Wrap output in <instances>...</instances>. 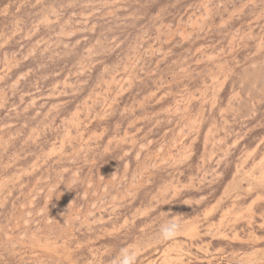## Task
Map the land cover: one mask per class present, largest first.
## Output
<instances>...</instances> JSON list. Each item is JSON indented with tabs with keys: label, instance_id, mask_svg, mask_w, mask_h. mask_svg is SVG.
Returning <instances> with one entry per match:
<instances>
[{
	"label": "rangeland",
	"instance_id": "1",
	"mask_svg": "<svg viewBox=\"0 0 264 264\" xmlns=\"http://www.w3.org/2000/svg\"><path fill=\"white\" fill-rule=\"evenodd\" d=\"M122 250L264 264V0H0V264Z\"/></svg>",
	"mask_w": 264,
	"mask_h": 264
},
{
	"label": "clouds",
	"instance_id": "2",
	"mask_svg": "<svg viewBox=\"0 0 264 264\" xmlns=\"http://www.w3.org/2000/svg\"><path fill=\"white\" fill-rule=\"evenodd\" d=\"M181 228V225L175 221H169L165 227L162 228V236L165 239L172 238L176 232ZM119 264H135V255L127 250H122L119 258Z\"/></svg>",
	"mask_w": 264,
	"mask_h": 264
}]
</instances>
